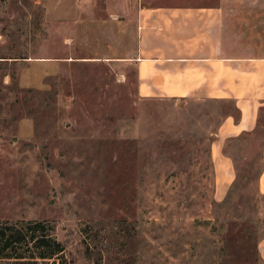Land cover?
<instances>
[{"label": "rangeland", "instance_id": "1", "mask_svg": "<svg viewBox=\"0 0 264 264\" xmlns=\"http://www.w3.org/2000/svg\"><path fill=\"white\" fill-rule=\"evenodd\" d=\"M79 1L0 0V222L45 221L66 264H264V67L141 95L134 41H70L103 34Z\"/></svg>", "mask_w": 264, "mask_h": 264}, {"label": "crops", "instance_id": "2", "mask_svg": "<svg viewBox=\"0 0 264 264\" xmlns=\"http://www.w3.org/2000/svg\"><path fill=\"white\" fill-rule=\"evenodd\" d=\"M79 2L78 23L92 9ZM103 10L101 36H84L72 23L70 41H134L124 60L136 68L141 95L219 97L237 88L224 89L223 79L249 77L244 66L264 67L257 48L264 49V0H104Z\"/></svg>", "mask_w": 264, "mask_h": 264}, {"label": "trees", "instance_id": "3", "mask_svg": "<svg viewBox=\"0 0 264 264\" xmlns=\"http://www.w3.org/2000/svg\"><path fill=\"white\" fill-rule=\"evenodd\" d=\"M64 252L45 221L0 222V264H66Z\"/></svg>", "mask_w": 264, "mask_h": 264}]
</instances>
